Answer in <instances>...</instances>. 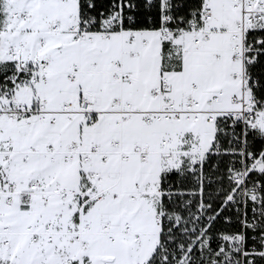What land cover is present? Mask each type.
<instances>
[{
	"label": "snow or ice",
	"instance_id": "6c2138e0",
	"mask_svg": "<svg viewBox=\"0 0 264 264\" xmlns=\"http://www.w3.org/2000/svg\"><path fill=\"white\" fill-rule=\"evenodd\" d=\"M0 264H264V0H0Z\"/></svg>",
	"mask_w": 264,
	"mask_h": 264
}]
</instances>
